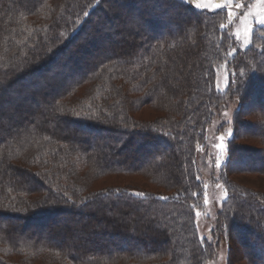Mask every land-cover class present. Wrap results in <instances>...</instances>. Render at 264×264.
Returning a JSON list of instances; mask_svg holds the SVG:
<instances>
[{"label": "trees", "instance_id": "trees-1", "mask_svg": "<svg viewBox=\"0 0 264 264\" xmlns=\"http://www.w3.org/2000/svg\"><path fill=\"white\" fill-rule=\"evenodd\" d=\"M120 19L117 50L98 31ZM58 68L65 77L48 83ZM44 78L42 109L0 120V264H213L222 250L223 264H259L253 253H264V192L229 172L264 177L260 152L234 145L254 137L264 148V25L242 49L225 8L199 9L191 0H0V107L16 85ZM230 108L227 161L210 175L225 198L203 232L207 186L197 157L211 124L224 118L226 125ZM241 116L258 118V128L241 133L253 126ZM6 127L12 131L3 133ZM134 143V154L116 159ZM245 159L249 166L232 170ZM132 177L150 188H92ZM66 214L70 224L85 219L77 233L68 222L55 227ZM109 215L121 230L110 225L108 232ZM33 224L41 226L28 233ZM58 233L65 239L55 243ZM70 236L83 247L67 243ZM233 239L246 250L239 254Z\"/></svg>", "mask_w": 264, "mask_h": 264}, {"label": "rangeland", "instance_id": "rangeland-1", "mask_svg": "<svg viewBox=\"0 0 264 264\" xmlns=\"http://www.w3.org/2000/svg\"><path fill=\"white\" fill-rule=\"evenodd\" d=\"M191 3L193 6H195L196 8L199 9H206L209 11H215L218 9H226L227 13H228V17H229V23H230V27H231V31L233 36L235 37V39L238 42V45L240 46V48L244 49L246 48L249 43H250V38H251V33L253 31L254 27H258V26H262L264 24L259 23L260 20H264V0H246V1H233V0H191ZM117 6V7H116ZM116 8H119L118 5H115ZM124 16H127L128 14L130 15L131 13L129 12H124L123 13ZM170 14L172 16H176V13L170 12ZM168 14V15H170ZM123 16V17H124ZM179 18L182 20L181 24H185L186 23V17H180ZM108 21V20H107ZM113 21L112 23V28H108L110 31H107L108 29H101L99 30V34H103V32H107L109 34V37L111 40H109V45L111 46V48H116L118 50V48H120L122 46V39L120 37V34L118 33V31H120V28L122 27L123 23H122V19L120 20H111ZM166 21V22H165ZM110 24V21H108ZM164 24L166 25L167 29H172L173 23L169 22L167 19H164ZM154 29H159L162 30L161 26L163 25H159L157 24V22H155V24H152ZM97 29H99L97 27ZM98 32H96V34H98ZM102 32V33H101ZM112 32V33H111ZM130 39V38H129ZM125 40V38H124ZM92 58V57H91ZM56 74V75H55ZM52 76L49 78L50 80L48 81V78H44L42 80H39V84L37 86H31L29 84H22V86H18L16 85L14 87V90H20V91H24V92H33L34 93V97L30 96V97H26L25 99L20 98L21 94H17L15 91L14 92H10L7 94V99L6 101L3 103V105L0 107V120L3 119L5 121L7 120H11L14 121L16 119L17 115H20L21 117H27L29 115H33L36 113L37 110L42 109L43 105L40 104L41 103V99L45 96H43L42 94L44 93L43 91L46 90L47 88L43 89V83L47 82H51L55 81L56 83L58 82L59 79L65 77V72L62 68H58L55 69L54 72L51 74ZM54 82V83H55ZM226 84V74L224 72L220 73L219 79H218V89L222 90L224 88ZM48 92V91H47ZM182 92H178L175 91V94H179ZM169 97V96H168ZM256 105V104H254ZM256 107V106H255ZM19 109V110H18ZM230 111L226 114L228 115L227 120L225 121L227 124H224V118L222 119L223 124L221 125L219 123V119H215V121L211 124L210 128H209V140H208V145L206 147V149H204L202 151L201 154L198 155L197 157V164L200 170V174H201V178H203V180L206 183L207 189H206V198H205V210L202 213L203 218L200 221V225L202 227L203 232H205V230L207 229L208 226V219L209 216L211 217L213 215V213L220 207L221 202L224 200L225 198V193L224 190L222 189L220 183L211 180L210 179V175L212 173V171L215 170V173L217 174V172L220 170V167L223 166L224 163H226L227 161V150H226V143L227 141L233 136V130L230 127V124L228 123L230 121V117H232V108L229 109ZM145 114H143V117L145 118H151L153 117L152 114H147V112H144ZM241 122H248L249 124H253L252 128H242L240 129L241 133H245V132H249L252 130H255L257 127V121L259 120L258 118H254V117H245V116H241L240 119ZM51 121V119H50ZM53 122V121H52ZM220 126V127H219ZM223 126V128L221 127ZM12 131L11 128L6 127L5 131L3 133H10ZM77 133L79 134H83V136H89L92 137V134H87L86 131L84 130H77ZM67 132H71V130H67ZM3 133L1 135H3ZM250 133V132H249ZM221 137H223V140L221 139ZM242 138V137H241ZM239 137V139L237 138L236 141H234V145L236 147H242V148H247L249 150H253V151H257L260 152V156L264 157V154L262 153L264 148H263V143L254 137H247V138H242L241 139ZM136 145L135 143L129 147V149H127L126 151L123 152L122 155L117 156V160L122 159L125 156H130L132 154H134L136 151ZM206 150V151H205ZM143 153V152H142ZM262 154V155H261ZM115 159V160H116ZM219 163V166H218ZM260 162H255L252 166H260L259 164ZM250 165V161L246 160H238L237 162H233L232 164V170H239L242 168H246L247 166ZM214 169V170H213ZM261 169V166H260ZM1 175V174H0ZM218 176V175H217ZM8 177V172L4 171V176L3 179ZM216 177V176H215ZM229 177L236 183L246 187V188H250L253 190H257V191H261L264 192V177L262 175H258V174H245V173H231L229 172ZM120 178V177H119ZM126 185V184H130V185H134L136 187H140V188H150L149 185L146 184V182L139 178V177H132V178H124V179H109V180H103L101 182H97L95 183L92 188L94 190L103 188L107 185ZM205 186V187H206ZM109 218H114L110 223L107 224L106 228H108L110 225L114 226L117 225L118 229L121 230L120 225H118V223L120 222V219L113 216V215H109L107 216ZM99 219L101 217H98ZM75 220L74 218H71V216L69 214L66 215H61V221L58 222L57 224H55L54 226L56 228L61 227L62 229H64V225L68 222L69 225L72 226V234L77 233V230L80 229V225L85 223V219L83 218L82 220L72 222V224L69 223V221ZM131 218L127 217L125 218V222L128 223L130 221ZM6 220L5 218H1L0 217V223H4ZM51 221V220H50ZM123 221V220H122ZM147 221L146 222H141L140 226L141 227H145L147 225ZM100 225V223H97V225H93V226H98ZM39 226L41 225H30L29 230L27 231L28 233L30 232H34L37 231L39 229H37ZM16 228V227H13ZM93 228V227H92ZM131 225L128 224V227L124 230L128 231L130 230ZM18 229V228H16ZM14 229V230H16ZM74 230V232H73ZM254 231V234H259V232L255 229H252ZM110 231V229L108 228V232ZM111 237H109L108 239L110 240ZM165 240L168 242V238L165 236L164 237ZM65 239V236L62 233H58V238H56L55 243H58V241H63ZM108 239L106 236H103L102 240H100L101 242H103L104 244H108ZM67 243L71 244V246H74L75 248H82L83 247V243L81 241H76L74 240V238H72V236H70V238L68 239V241H66ZM233 243V247L235 248V250L240 254L242 252H244V247L239 244L238 242L236 243V241L233 239L232 240ZM85 245V244H84ZM163 251V250H162ZM250 250H247V252ZM264 253L258 255L257 252L253 253V259L257 260V262L259 264H264V259L260 258L261 256H263ZM224 251L222 250V252H220L218 259L215 263L213 264H223L224 261Z\"/></svg>", "mask_w": 264, "mask_h": 264}, {"label": "snow or ice", "instance_id": "snow-or-ice-1", "mask_svg": "<svg viewBox=\"0 0 264 264\" xmlns=\"http://www.w3.org/2000/svg\"><path fill=\"white\" fill-rule=\"evenodd\" d=\"M259 23L264 24V20H260ZM221 139L223 140V137H221ZM219 166V163H218Z\"/></svg>", "mask_w": 264, "mask_h": 264}]
</instances>
